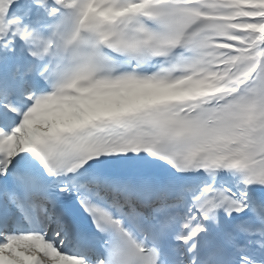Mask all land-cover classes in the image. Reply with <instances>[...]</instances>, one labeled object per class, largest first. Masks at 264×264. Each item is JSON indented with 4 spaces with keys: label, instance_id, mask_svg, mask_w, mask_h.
Segmentation results:
<instances>
[{
    "label": "snow or ice",
    "instance_id": "snow-or-ice-1",
    "mask_svg": "<svg viewBox=\"0 0 264 264\" xmlns=\"http://www.w3.org/2000/svg\"><path fill=\"white\" fill-rule=\"evenodd\" d=\"M0 264H264V0H0Z\"/></svg>",
    "mask_w": 264,
    "mask_h": 264
}]
</instances>
